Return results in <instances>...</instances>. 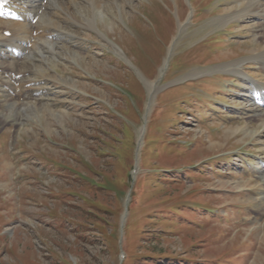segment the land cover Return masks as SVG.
Returning a JSON list of instances; mask_svg holds the SVG:
<instances>
[{
    "label": "rangeland",
    "instance_id": "1",
    "mask_svg": "<svg viewBox=\"0 0 264 264\" xmlns=\"http://www.w3.org/2000/svg\"><path fill=\"white\" fill-rule=\"evenodd\" d=\"M64 1L74 38L18 60L19 113L0 86V264H264V125L223 67L264 44L216 21L235 0H108L92 25Z\"/></svg>",
    "mask_w": 264,
    "mask_h": 264
},
{
    "label": "bare ground",
    "instance_id": "2",
    "mask_svg": "<svg viewBox=\"0 0 264 264\" xmlns=\"http://www.w3.org/2000/svg\"><path fill=\"white\" fill-rule=\"evenodd\" d=\"M64 2V0H48V5H45L43 8V0H13L7 2L4 6H0V57L2 59L0 60V64L7 63V68L0 65V75H2L0 77V86L6 90L4 93L5 102L2 104V108H4V112L6 113L5 117L11 111H17L19 113L21 103L17 96L22 93L21 96H25V100L29 93L27 92L28 88L25 89L26 87L22 83L23 78L17 80V86L16 80L13 78L9 79L7 77L8 75L5 76V72L11 75L17 71L22 74H26V72L22 68L20 70V67H18L20 60L18 61L16 56L10 54L7 49H3L4 46L20 52L19 56L21 57L23 55L21 60L24 63L29 60L38 63L48 60L49 53L52 54V51L48 47L51 45V42L54 43L67 36H63V24L67 22H65V17H62L59 12ZM89 2L90 7L88 8L87 14L90 19L88 18L87 21H89V25H92L95 24L98 13L99 15L105 14L102 9L105 8L108 0H104V2L102 0H89ZM10 14L11 16L9 18ZM36 18H38L37 22L34 23V19ZM216 21L220 24H231L233 22L252 24V38L264 44V0H235V5L226 14L220 15ZM181 30H183V27H181ZM5 31L12 32L10 37L4 35ZM29 43H32L31 49L24 46ZM9 59H12L10 63L7 62L10 61ZM245 60H238L223 67L233 74L235 73L244 77L246 81H250L251 86L247 89L246 96L248 101L253 104L252 110L253 112L255 111V117H257L259 124L264 125V81L260 79L254 80L253 75L246 74L244 71V65L251 62L258 63L260 65V72H264V50L253 54L248 60ZM21 85L23 87H20ZM12 89H14V95L11 94ZM140 133L139 137L141 139L144 135V129ZM260 174L263 180L264 168L260 170ZM260 206L262 208L257 212L264 211V197L260 202Z\"/></svg>",
    "mask_w": 264,
    "mask_h": 264
},
{
    "label": "snow or ice",
    "instance_id": "3",
    "mask_svg": "<svg viewBox=\"0 0 264 264\" xmlns=\"http://www.w3.org/2000/svg\"><path fill=\"white\" fill-rule=\"evenodd\" d=\"M5 2H7V0H5Z\"/></svg>",
    "mask_w": 264,
    "mask_h": 264
},
{
    "label": "trees",
    "instance_id": "4",
    "mask_svg": "<svg viewBox=\"0 0 264 264\" xmlns=\"http://www.w3.org/2000/svg\"><path fill=\"white\" fill-rule=\"evenodd\" d=\"M193 264V263H192Z\"/></svg>",
    "mask_w": 264,
    "mask_h": 264
}]
</instances>
